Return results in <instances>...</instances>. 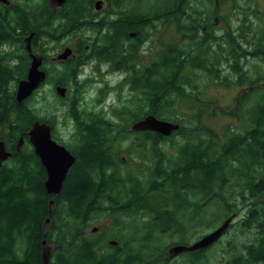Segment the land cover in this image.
I'll return each instance as SVG.
<instances>
[{"label": "trees", "instance_id": "1", "mask_svg": "<svg viewBox=\"0 0 264 264\" xmlns=\"http://www.w3.org/2000/svg\"><path fill=\"white\" fill-rule=\"evenodd\" d=\"M11 1V6L0 4V127L5 129L0 133V142L14 153L0 167V264H43L45 240L52 246L50 264H206L210 249L184 253L180 261H174L167 248L160 245L161 237L181 231L182 239L174 245H189L195 229L212 231L233 215L240 216L236 223L253 232L255 238L241 244L242 253L221 264H264V14L245 1L244 8L235 7L244 19L232 28L231 35L209 32L198 37L197 29L202 25L197 21L213 22L196 16H208L212 0H202L197 5L186 0H156L154 6L144 10L140 5L152 0H135L123 23L103 15L113 14L112 7L118 10L129 0H104L108 7L104 12L95 11L98 0H67L56 11L49 6V0ZM183 9L191 19L185 20L181 40L168 46L149 66L136 70L131 91L138 96L124 109L120 124L102 123L98 114L84 108L82 90L77 99L67 95L73 106L67 107L62 116L74 119L76 127L74 137L65 145L75 155L76 163L61 194L49 195L45 189L47 172L28 142V132L37 121L54 128L60 112L56 104L64 100L52 89L38 101L42 89L22 104L16 101L17 84L27 77L31 63L23 50V39L36 33L33 51L38 53L46 44L43 55L49 84L69 86L81 77L86 44L90 45L87 57L109 61L120 70L124 62L140 55L144 36L139 24L155 27V19L169 22ZM195 21L198 24H191L193 28L189 23ZM19 30L22 35H18ZM81 31L87 35L76 54L84 58L62 62L63 70H57L56 64L48 66L45 49H56L63 39ZM129 31L137 32L138 37L130 38ZM124 44L130 49L125 50ZM13 54L17 57L13 58ZM225 64L229 66L228 74L224 72ZM201 75L222 86L248 89H241L234 108L224 111L217 102L200 99V89H191L194 77ZM179 78L184 82V89H178L181 95L198 104L194 121L187 126L179 116L175 98L166 97L174 90L168 88L175 86ZM214 104L231 120L223 136L202 122ZM216 110L210 114L217 116ZM151 114L181 122L182 130L175 133L181 143L173 142L175 136L135 133L151 135L154 160H163L160 152L164 151L165 162L155 170L147 169V173L125 175V163L119 158L116 144L132 133L124 127ZM53 136L63 143L54 132ZM22 137L26 144L16 152ZM148 142L145 138L138 140V147ZM126 181L132 182L131 189ZM151 192L159 198L152 201ZM132 205L138 211L134 212ZM107 215L129 222L127 239L123 243L118 240L116 246H109L107 241L118 237L117 233L87 236L84 232ZM49 218L50 224L46 225ZM137 220L146 231L138 228Z\"/></svg>", "mask_w": 264, "mask_h": 264}, {"label": "rangeland", "instance_id": "2", "mask_svg": "<svg viewBox=\"0 0 264 264\" xmlns=\"http://www.w3.org/2000/svg\"><path fill=\"white\" fill-rule=\"evenodd\" d=\"M135 0H129L128 4H125V7H121V14H118L114 7L111 9V13H104L103 16H108L110 20L119 19L121 23L123 21H127L128 14L127 12L131 10L130 4ZM190 1V0H186ZM202 0H191L194 5H197ZM249 3L254 5L259 13L264 14V0H247ZM40 2V0H39ZM160 2H163L160 0ZM154 1H147L140 5V8L144 10L154 6ZM240 5V6H239ZM239 6L240 8L245 7L244 0H212V4L210 6V13L205 18H201L196 16L198 19H210L213 23H204L199 22L202 26L199 30V34L196 36L200 37L207 36V33L213 32L214 34H224L225 36H229L232 33V28L238 26L243 16H241V12L235 10V7ZM104 10H108L107 5L104 6ZM190 14H187L183 9L182 11L173 15L172 19L165 24L162 23L161 20L155 19L157 25L152 24H139L142 28L143 33V44H142V52L140 56L136 58V67L135 69L141 70L145 67L144 65L152 63L157 57L162 54L166 48L170 45L177 44L181 40V33L183 32V26L185 24V20L191 19ZM247 21L251 20L250 16L246 17ZM195 22H190L189 25L194 28L191 24H198ZM215 22V24H214ZM257 23V22H255ZM254 23V24H255ZM214 24V25H213ZM211 25V26H210ZM206 28V31L203 32V28ZM203 32V33H202ZM92 35V33L90 32ZM241 34V33H240ZM19 35V34H18ZM36 33H30V35L23 39V50L26 52L28 46V40L32 36L31 41H33ZM87 35L85 32H77L63 39L62 42L57 44L58 52L60 53L67 47H76V45L82 40L83 36ZM235 38V37H233ZM89 47V44H86V47ZM15 51L20 54V50L17 46L14 47ZM228 48H226L227 50ZM52 51L49 49H45V52ZM57 52V53H58ZM51 53V52H49ZM56 53V54H57ZM85 53V60L87 58V53ZM52 54V53H51ZM13 58H16L17 55L13 54ZM76 57L79 59H83L81 55L77 54ZM224 72L228 74L229 66L225 64ZM143 67V68H142ZM57 70H63V66H56ZM189 73V72H187ZM186 74V73H185ZM184 76V73L181 74ZM231 76V75H229ZM45 85L42 92L38 96V101H42V97L44 94H49L52 89H47ZM69 88V97L73 96L77 99L79 97V93L83 91V100L82 106L86 108L90 113H96L100 116L99 119L102 123L107 122L109 125L120 124L121 119L120 116L123 114L125 108H127L128 103L130 101H134L135 97L138 96L137 93L131 91L127 83L125 82V74L122 71L116 70L113 66H107L104 62L90 60L88 64L82 69V74L80 78H76L70 82V85L67 86ZM168 89H174L169 92L166 97H170L172 95L177 103L179 104V116L181 119H184L183 124L188 125L191 124L190 121H194V113L197 105H194V102L187 99L186 96H182L180 90L184 89V82L182 78H179L176 85L173 87H169ZM191 89H200L201 95L200 99L206 102H217L220 104L224 111H230L234 108V103L236 99L239 97V93L241 89H248L246 87H239L237 85L231 86H222L215 82V80H207L203 78L201 75L199 78L194 77L193 79V88ZM103 91V92H102ZM189 92V90H188ZM63 102H57L56 106L60 112H58V120L54 126V135L61 140L64 144H67L71 141V137L73 136L74 129L76 127V122L74 119L66 120L62 113L66 111V108L69 106H73V101L63 99ZM174 100V99H173ZM175 101V102H176ZM214 109L216 110L217 116H212L210 113H214ZM224 113L220 112L219 108L216 104L211 105L210 110L203 116L202 122L208 127L212 128L211 130L215 131L219 134V136H223V129L228 124L231 123V120L227 118ZM87 123H89L87 121ZM198 126H202L199 123ZM209 128V129H210ZM123 129H127L129 131L131 127H124ZM5 129L0 127V133H4ZM74 137V136H73ZM174 143L179 145L181 140L178 136L174 137ZM134 141V138L130 136V139L125 143H117L116 151L119 153V158L122 159L125 166L123 169V174H127L130 172L132 175H137V173H147V169L145 167L138 168L135 166L133 160H136L135 154H131L132 145L131 143ZM142 179V178H141ZM143 180V179H142ZM129 185V189L132 187L131 181H126ZM149 197L152 201L157 200L159 197L156 193H149ZM127 203V202H126ZM94 206H97L95 204ZM134 212L138 211L135 205L130 206ZM241 218L240 216L234 220V226L229 228L227 232H225L224 236L221 238L220 242L215 244L208 252V262L206 264H221L226 259L231 258L233 255H238L242 253L243 249L241 248V244L248 243L255 238L253 232H249L244 230L238 223ZM167 220V218H166ZM168 229H170V221L167 220ZM138 228L142 231H146L144 225L141 221L137 220ZM184 226L188 227V224H184ZM220 227V226H219ZM94 229H97L95 232ZM129 229V222L126 219L116 220V217L113 215H107L102 220H99L95 223L89 225L88 229L84 230L87 236H92L94 234L101 235L103 232H114V234H118L116 238H110L116 241H120L123 243L127 239V231ZM217 229V228H216ZM216 229L210 230H201L195 229L194 232L190 234V242L192 244L196 241H199L206 235H209ZM95 232V233H93ZM162 241L159 239L156 241L157 244L163 245L165 248H171L174 244L178 243L182 239V234L180 232H174L170 234L169 232L166 235L161 237ZM109 241V240H108ZM107 241V242H108ZM180 261V258H174V261Z\"/></svg>", "mask_w": 264, "mask_h": 264}, {"label": "water", "instance_id": "3", "mask_svg": "<svg viewBox=\"0 0 264 264\" xmlns=\"http://www.w3.org/2000/svg\"><path fill=\"white\" fill-rule=\"evenodd\" d=\"M51 6L62 7L66 3V0H50ZM0 3L10 5L9 0H0ZM97 11L102 9V2L96 3ZM31 39L28 40L27 51L31 53V66L28 71L26 79L21 80L18 83L16 90V100L19 104H22L29 99L47 79V73L41 69L43 65V58L37 57L32 54ZM73 55L71 48L64 49L56 58V61H66ZM56 94L61 98H66L68 89L66 87L58 86ZM134 132H155L164 137H169L175 132L181 130V125L178 123H172L165 120H160L154 115H149L143 120L134 123L131 127ZM52 126L47 123L35 122L32 129L28 133L29 141L34 148L35 154L39 157L42 165L46 169L48 178L45 182V189L49 195L59 196L63 190L64 183L70 169L76 163L75 156L58 141L53 139ZM24 141L21 139L19 148L23 146ZM11 157V153L6 150L4 142L0 143V165L6 162ZM54 201H51V205ZM52 213V212H50ZM235 216L229 218L218 229L203 237L196 243L185 246L177 245L169 250V254L172 257H177L185 252H196L199 250H205L215 244L228 230L232 224ZM50 219L47 220V223ZM96 230V229H95ZM46 245V241L43 243ZM112 245H116L115 242H111ZM51 247L46 246L43 249V264H50Z\"/></svg>", "mask_w": 264, "mask_h": 264}, {"label": "flooded vegetation", "instance_id": "4", "mask_svg": "<svg viewBox=\"0 0 264 264\" xmlns=\"http://www.w3.org/2000/svg\"><path fill=\"white\" fill-rule=\"evenodd\" d=\"M247 1V0H246ZM66 2H67V0H66ZM248 2V1H247ZM11 3H12V1H11ZM11 5H13V3L11 4ZM11 5H4V6H11ZM49 6L53 9V10H58L59 8L58 7H55V8H53L52 6H51V2H50V0H49ZM121 7L122 8H124L125 7V4L124 5H122V6H120V8L118 9V11H117V13L118 14H121V12H122V10H121ZM131 7H134L133 5H131ZM145 9V8H144ZM130 11H128L127 12V14L129 13ZM129 16V15H128ZM129 18V17H128ZM129 24H131V23H129ZM155 24L157 25V23L155 22ZM163 24H165V23H163ZM214 24H215V22H214ZM211 26V25H210ZM206 28L207 27H204V30L206 31ZM18 34L19 35H22L23 33H22V30H19L18 31ZM128 35H129V37L130 38H132V39H135V38H137L138 37V33L137 32H135V31H129L128 32ZM26 37H28V36H26ZM25 37V38H26ZM31 42H33V41H31ZM82 43H81V41L76 45V47H71L72 49H73V51L75 52L79 47H80V45H81ZM46 47V44H43V46H42V49H41V51H39L38 53H34V54H36V55H38V56H43V50H44V48ZM123 47H124V49L125 50H129L130 49V46L129 45H126V44H124L123 45ZM49 50H51V49H49ZM89 50V47L87 46L86 47V49L84 50L85 52H89L88 51ZM59 50H58V48H56V49H52V51H48V55H49V59H48V62H49V64H48V66H50V67H52L53 65H55L56 63H58V62H55V60H54V58L57 56V54L59 53L58 52ZM49 52H51V53H49ZM58 52V53H57ZM141 52H142V46H141V48H140V54H141ZM57 53V54H56ZM30 54H28V56H29ZM140 56V55H139ZM44 57V56H43ZM90 60H93V59H91V58H89V57H87V59L85 60L86 61V64H84V66H86L87 64H88V61H90ZM136 59H131V60H128V62L125 64V62L123 63V68L122 69H120L122 72H124V74H125V82L127 83V85L129 86V88L130 89H134L133 87H132V82H133V80L135 79V76H136V70L137 69H135V67H136ZM104 62V64H106L107 66H113L115 69H116V67L111 63V62H109V61H103ZM151 64V63H150ZM150 64H147V65H144L143 67H147V66H149ZM142 67V68H143ZM44 69H45V66H44ZM46 70V69H45ZM46 85H49V86H46V88L47 89H52L53 88V86L52 85H50V84H46ZM133 138H134V141L131 143V145H132V150H131V154H135V155H137L136 156V160L134 161L133 160V162H134V164H135V166L136 167H139V168H143V167H145L146 169H151V170H155L156 168H160L161 167V165L165 162L164 161V151H162V152H160V157H161V159H163V160H154V158H153V150H152V144H153V142L151 143V140H150V138L152 137L151 135H136V134H133V135H131ZM143 138H145L147 141H149L148 143H144L143 144V146L142 147H138L139 146V144L137 143V141L138 140H141V139H143ZM147 183H149V182H147ZM127 187H128V189H129V185H128V183H127ZM126 202H128L127 200H126ZM136 218H137V215H136ZM46 228V227H45ZM49 228V227H48ZM95 232L97 231V230H94Z\"/></svg>", "mask_w": 264, "mask_h": 264}, {"label": "bare ground", "instance_id": "5", "mask_svg": "<svg viewBox=\"0 0 264 264\" xmlns=\"http://www.w3.org/2000/svg\"><path fill=\"white\" fill-rule=\"evenodd\" d=\"M53 135V134H52ZM48 176V175H47Z\"/></svg>", "mask_w": 264, "mask_h": 264}]
</instances>
